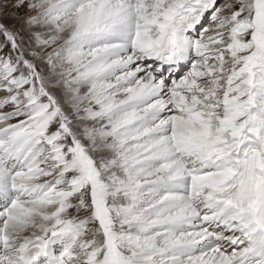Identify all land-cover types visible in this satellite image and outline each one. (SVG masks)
<instances>
[{
	"label": "snow or ice",
	"instance_id": "obj_1",
	"mask_svg": "<svg viewBox=\"0 0 264 264\" xmlns=\"http://www.w3.org/2000/svg\"><path fill=\"white\" fill-rule=\"evenodd\" d=\"M0 264H264V0H0Z\"/></svg>",
	"mask_w": 264,
	"mask_h": 264
}]
</instances>
